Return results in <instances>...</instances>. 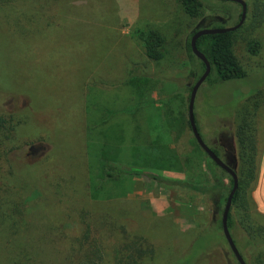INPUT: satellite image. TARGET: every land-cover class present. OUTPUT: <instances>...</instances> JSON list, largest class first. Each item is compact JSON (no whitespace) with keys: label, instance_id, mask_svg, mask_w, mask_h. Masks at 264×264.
Here are the masks:
<instances>
[{"label":"rangeland","instance_id":"obj_1","mask_svg":"<svg viewBox=\"0 0 264 264\" xmlns=\"http://www.w3.org/2000/svg\"><path fill=\"white\" fill-rule=\"evenodd\" d=\"M211 1L218 10L209 4L198 18L189 16L180 0H12L0 7V114L14 117V123L20 120L14 138L0 145V201L27 203L33 215L49 217L63 239L80 236L83 222L90 220L110 247L107 264L124 235L122 226L153 244L154 257L142 264H171L183 252L180 264H236L227 246L219 244L208 255L213 243L204 235L199 242L207 248L190 251L198 234L217 218L213 201L203 193L143 176L105 177L108 164L186 176L181 159L200 145L186 123L189 110L168 113L161 90L192 81L186 47L191 32L199 26L236 24L242 11L238 2ZM245 1L250 13L258 5L264 10V0ZM139 28L165 36L163 60L146 57L135 35ZM236 35L235 51L250 75L206 90L204 109L202 85L198 115L206 144L238 169L237 111L249 96L258 98L255 92L261 89L254 116L257 180L247 197L254 219L264 225V182L259 181L264 21ZM251 38L260 41L257 55L248 51ZM136 63L158 78L152 90L138 93L128 82L129 68ZM223 104L233 114L216 121ZM214 169L229 186L228 174ZM203 170H208L206 159ZM64 249L59 245L49 257L62 256Z\"/></svg>","mask_w":264,"mask_h":264},{"label":"trees","instance_id":"obj_2","mask_svg":"<svg viewBox=\"0 0 264 264\" xmlns=\"http://www.w3.org/2000/svg\"><path fill=\"white\" fill-rule=\"evenodd\" d=\"M11 1L0 0V7L9 4ZM180 1L186 13L193 18L200 17L209 4L213 7V10H218L219 8L211 0L209 2L208 0ZM238 4L241 5L240 3ZM241 14L242 11L238 16L236 24L240 21ZM263 21L264 10L261 5H258L251 13L247 10V18L240 28L224 33L202 35L197 40V47L206 55L211 63V72L203 83L204 86L201 91L199 89L202 94V109H204L205 96L208 95L206 90L227 81L244 79L250 75L235 51L237 42L236 33L239 31L242 33L251 27H258ZM201 28L205 27L199 26L191 32L186 46L189 59L188 64L190 65L189 77L192 81L189 84L179 86L168 84L161 90L163 94L162 102L170 114L178 113L182 115L185 114L186 110L188 111L192 88L206 69L205 63L194 54L191 47V37ZM135 35L142 42L145 55L149 60L153 62L163 60L165 57L163 50L165 36L162 33L155 29L139 28L135 31ZM247 48L251 54L257 55L261 49L260 41L255 38L248 39ZM127 79L130 84L135 86L138 93H142L147 89L152 90L155 87V82L158 81L155 74L150 73L139 63L132 64L129 68ZM255 93L258 95V98L249 96L247 101L237 111L236 118H240V121L235 128V136L238 142L237 160L239 168L235 169L231 167L239 176V187L235 193L228 218V226L232 237L248 264L264 263V225L257 223L254 219V210L247 197L249 188L257 180V138L254 116L256 105L261 97V89H258ZM198 98L195 104V116L198 129L203 137L200 124L201 119L198 115ZM235 103L234 100L231 105L234 106ZM222 108L224 110L216 109V121L218 118L233 114L228 109L229 107L226 108L225 104H223ZM14 119L12 116L0 114V131H3V139L0 140V145L5 143L6 140L14 138L20 123V120L14 123ZM186 123L190 128L193 140L196 141L189 119L186 120ZM212 149L222 158L218 149ZM199 150L198 148L194 149L181 159L183 162L181 164L183 165L182 171L186 172V176L183 178L167 177L161 171H154L150 168L127 170L116 164L105 166V177L116 179L123 175L143 176L161 185L203 193L208 199L213 201L217 218L213 219L211 226L206 227L205 230L198 234L200 237H197L190 251L195 254L201 248H207L206 245L201 246L202 244L199 242V239L202 240L201 236L204 235L208 237L207 241L211 240L210 243H213L212 248L206 250L208 255L213 256L216 253L212 252L213 249L220 244L227 246L235 263L240 264L227 242L222 225L223 210L234 180L228 172L212 160L201 146ZM203 154L206 158H204ZM205 159L208 167L207 171L203 170V161ZM214 166L228 174L230 178L229 186H226L224 179L216 172ZM26 205L27 203L21 201H0V208L3 207L0 212V264H107L106 257L109 255L108 249L110 247L107 248L106 244L99 239V235L96 234L97 229H93L90 220L83 222L84 232L80 236L68 239L65 235L63 239L61 235H56L58 230L52 226L53 221L49 217L44 218L33 215L32 207L29 208ZM121 228L124 235L113 246L111 250V262L109 264H142L146 258L154 257L155 248L144 236H132L125 231L124 226ZM61 244L67 247L66 250L64 249L65 251L63 250V255L60 257H49V252L54 253L56 248ZM184 253H181L178 257L180 260L177 259L178 261L176 260L171 264H180L182 259L185 260Z\"/></svg>","mask_w":264,"mask_h":264},{"label":"water","instance_id":"obj_3","mask_svg":"<svg viewBox=\"0 0 264 264\" xmlns=\"http://www.w3.org/2000/svg\"><path fill=\"white\" fill-rule=\"evenodd\" d=\"M232 1L238 2L242 6L241 19L237 24L232 25V26H227V27H205V28H201V29L197 30L193 34V36L191 37L192 50H193L194 54L200 60H202L205 63L206 69H205L204 73L201 75V77L196 81V83L194 84V86L192 88V91L190 94L188 110H189L190 125H191L193 134H194L197 142L199 143L201 148L212 158V160H214L215 163L219 167H221L223 170L228 172L234 180L233 187H232V189L228 195V198H227L224 210H223V214H222L223 232H224V235L227 239V242H228L232 252L234 253L235 257L237 258L238 262L240 264H248L246 262V260L244 259V257L242 256L238 246L236 245V243L232 237L231 231L229 229V226H228L229 213H230V210H231V207L233 204V199H234L235 193L239 187V176H238L237 172L230 165H228L212 148H210L206 144V142L204 141V139H203V137L200 134V131L198 129V126L196 123V116H195V104H196V98H197L198 91H199L200 87L203 85V83L206 81L207 77L209 76V74L211 72V63L208 60V58L206 57V55L202 51H200L199 48L197 47V40L202 35L234 31L243 25V23L246 20V16H247V10H248L247 2L245 0H232Z\"/></svg>","mask_w":264,"mask_h":264},{"label":"crops","instance_id":"obj_4","mask_svg":"<svg viewBox=\"0 0 264 264\" xmlns=\"http://www.w3.org/2000/svg\"><path fill=\"white\" fill-rule=\"evenodd\" d=\"M256 136H257V133H256ZM262 136H264V133H263ZM256 138H257V137H256ZM261 167L263 168V169H262L263 171L260 172L259 181H263V182H264V155H263V160H262ZM262 172H263V173H262Z\"/></svg>","mask_w":264,"mask_h":264}]
</instances>
